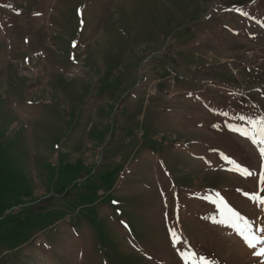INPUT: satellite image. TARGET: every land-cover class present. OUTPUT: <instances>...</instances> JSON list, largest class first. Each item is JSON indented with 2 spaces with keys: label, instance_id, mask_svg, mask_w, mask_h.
Masks as SVG:
<instances>
[{
  "label": "rangeland",
  "instance_id": "rangeland-1",
  "mask_svg": "<svg viewBox=\"0 0 264 264\" xmlns=\"http://www.w3.org/2000/svg\"><path fill=\"white\" fill-rule=\"evenodd\" d=\"M241 116L264 0H0V264H260L213 223L264 225Z\"/></svg>",
  "mask_w": 264,
  "mask_h": 264
},
{
  "label": "snow or ice",
  "instance_id": "snow-or-ice-1",
  "mask_svg": "<svg viewBox=\"0 0 264 264\" xmlns=\"http://www.w3.org/2000/svg\"><path fill=\"white\" fill-rule=\"evenodd\" d=\"M240 119L251 125L250 130H241L238 128H232L230 130L238 132L241 136L250 140L252 144L259 146L260 156L264 158V117L250 120L249 118L241 116ZM228 162L234 164L235 168L233 170L238 171L241 175L245 177L253 175L248 168L241 167L236 161L229 160ZM259 183L261 192H264V171L259 173ZM245 195H247L258 207L264 210V197L258 194L249 195L245 193ZM221 203L227 215L222 214L223 218L219 221L213 220V223H219L231 228L249 249H255L253 255L261 258L260 264H264V225L254 227V221H250L241 216L239 212L227 205L223 200H221ZM241 224H243V227H241ZM171 234L174 238L173 243H178V240L175 239L176 234L174 232ZM181 258L184 260V264H213L212 261H209L204 256L198 257L194 252H181Z\"/></svg>",
  "mask_w": 264,
  "mask_h": 264
}]
</instances>
